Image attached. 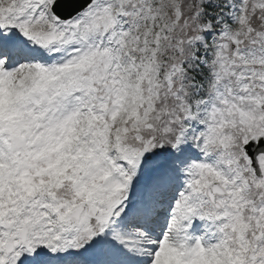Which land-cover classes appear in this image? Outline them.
Segmentation results:
<instances>
[{"label": "snow or ice", "instance_id": "obj_1", "mask_svg": "<svg viewBox=\"0 0 264 264\" xmlns=\"http://www.w3.org/2000/svg\"><path fill=\"white\" fill-rule=\"evenodd\" d=\"M0 264H264V0H0Z\"/></svg>", "mask_w": 264, "mask_h": 264}]
</instances>
